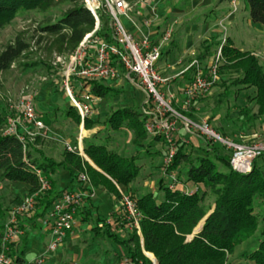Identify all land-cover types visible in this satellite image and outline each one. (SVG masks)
<instances>
[{"label":"trees","instance_id":"trees-1","mask_svg":"<svg viewBox=\"0 0 264 264\" xmlns=\"http://www.w3.org/2000/svg\"><path fill=\"white\" fill-rule=\"evenodd\" d=\"M127 1L134 4L138 0ZM256 2L263 17H259V12L251 4L252 20L264 25V0ZM61 5L66 10L57 20L49 19L39 26L35 46L37 49L44 47L49 56L54 53L70 56L85 36L92 33L97 26L95 18L85 7L84 0H0V30L10 25L23 12H48ZM95 36L110 39L111 30L106 14L100 15ZM220 46L223 53L220 73L236 75L233 78L232 85L236 89L233 93L237 96L243 89L256 90L254 98L245 95L246 101H254L257 108L256 113L245 114L247 121L264 124V65L252 53L235 48L229 38L224 44L218 38L212 42H202L200 61H204L214 48ZM32 49L24 32L0 48V75L10 71L16 64L25 70L36 69L41 65L49 66L43 59L34 60L31 57ZM87 87L95 98L103 99L119 93L118 90L105 87L99 82H86L85 88ZM227 91L230 92L226 89L221 95L220 104L227 101ZM76 97L80 98V94L76 93ZM194 104L187 109L177 110L195 119L191 112ZM4 109L0 102V185L8 188L13 183L26 184L31 188L29 195H34L40 188L36 170H41L51 184V190L38 193L35 209L22 216L32 214L33 218L41 219L53 207L61 192L57 190L50 175L59 168L68 169L71 173L73 170L87 172L95 186H109L122 199L111 181L78 154L66 151L64 160L57 162L48 158L40 148L42 138L38 137L34 142L26 138L25 142H21L16 136L5 135L9 116L5 115ZM66 117H71L76 125L81 124L80 116L73 106L66 109ZM145 120L143 113L126 108L113 112L104 125L114 131L127 129L131 132L132 142L136 147H149V138L163 142L161 137L147 134ZM93 126L94 123L87 119L85 128L90 130ZM216 130L219 131L217 128ZM176 143L177 153L167 170V174L177 175L176 188L170 189L160 181L159 197L152 191L136 197L132 192L127 193L142 214L140 226L146 256L157 264H228L234 248L252 236L259 226L264 225V157L254 163L250 174L242 175L232 170L230 155L221 146L206 144V148L196 154L188 149L185 142L177 140ZM147 151L146 154L150 156H159L157 152L152 153L149 149ZM84 152L100 171L119 186L129 188L140 177L142 168L138 164V158L120 156L118 152L110 150L107 144L84 140ZM259 160H262V166L258 165ZM191 184L196 185V188L187 194L186 187ZM9 196L8 204L16 207L23 200L12 190ZM209 199L213 200V204H207ZM7 200V194H0V222L7 217L10 210ZM205 218L202 230L194 234ZM2 229L3 225L0 223V235ZM99 229H103L107 237L126 246L129 258L134 264H153L142 252L141 239L136 229H131L129 237L124 240L113 234L111 226L105 222L103 228ZM262 234L264 235V228ZM25 249L17 254L8 252L13 264H29L24 258ZM238 264H264V241L255 251L243 254Z\"/></svg>","mask_w":264,"mask_h":264},{"label":"built area","instance_id":"built-area-1","mask_svg":"<svg viewBox=\"0 0 264 264\" xmlns=\"http://www.w3.org/2000/svg\"><path fill=\"white\" fill-rule=\"evenodd\" d=\"M155 0H138L136 3L145 5ZM241 0H230L233 10L219 21V27L224 34L227 33L224 22L231 18L238 10ZM84 5L97 22L96 29L85 36L76 50L70 56H56L54 66L64 65L65 89L81 119V129L93 114V103L97 100L86 82H115L125 80L135 88L143 91L147 97L145 108L144 128L151 137H161L165 146L163 168L167 171L177 153V134L184 129L189 135H194L206 144L218 145L230 155V166L236 173L247 175L253 170L254 163L264 157V139L256 136L249 141L240 136L231 138L217 131L208 120H197L184 115L174 108L176 98L169 91L170 78L164 77L158 69L164 49L170 44L173 31L164 32L161 39L154 43L151 36L142 34L136 38L123 24L121 18L130 20L133 4L127 0H84ZM106 14L109 18L111 30L110 39L96 37L99 17ZM157 18V16L155 17ZM152 22H147L150 26ZM140 29V28H139ZM226 37L223 44L226 41ZM35 44V42H34ZM34 50H37L35 48ZM92 50L93 53H92ZM94 57V60H92ZM223 64L222 46L212 57L208 65L194 61L189 69L193 70V77L183 90V107L189 108L196 100L206 96L220 80V67ZM75 82H78L76 85ZM73 85L81 93L80 98L73 92ZM166 90V91H165ZM9 120L5 128V135L16 136L21 142L28 138L34 142L38 137L47 136V127L35 110L34 95L31 87L25 85L19 91L16 100H8ZM11 115V116H10ZM264 136V134H263ZM240 139V140H238ZM82 132L76 145L66 143L68 152L85 157ZM39 179V192L51 190V184L44 177L41 170H36ZM171 178V181L169 179ZM79 181H88L87 175L81 173ZM178 183L177 175L168 174V187L175 189ZM38 192V193H39ZM188 189L186 193L190 194ZM38 193L27 195L20 205L12 211V219L0 235V264H13L8 256V244L13 242L21 233L16 227L18 216L31 213L35 209ZM89 197L80 191H65L52 207L54 217L51 229L52 240L49 251H55L72 231L79 208ZM123 209L126 224L130 229H136L139 237L143 239L140 222L142 214L136 202L128 195L122 193ZM153 264L155 262L152 260ZM29 264H44L43 259H38ZM121 264H134L130 258L124 259Z\"/></svg>","mask_w":264,"mask_h":264},{"label":"crops","instance_id":"crops-1","mask_svg":"<svg viewBox=\"0 0 264 264\" xmlns=\"http://www.w3.org/2000/svg\"><path fill=\"white\" fill-rule=\"evenodd\" d=\"M224 1L230 2V0H155L153 2H147L145 5L134 3L133 10L130 13L131 19L126 21L127 29L135 35L136 38H140L142 32V34L144 33L150 35L154 43H157L163 36L164 32L169 30L168 28L171 26L181 29L182 34H179L177 37L174 35V39L172 37L170 44L164 49L163 56L158 63V69L161 74L164 77L170 78L168 89L172 94H174L176 98L175 105L178 108H181V110L184 109V87L189 82V74L191 76L190 79L193 77V70L189 69V67L192 62L200 61V46L202 42H212L213 39L218 38L219 31L214 29L212 32V27L216 26V24L219 25V21L225 18L230 12V10L226 12V10L222 9L223 3L215 5L216 2ZM213 6H215V9H212ZM219 13L221 15H219V19H216V16ZM156 16L157 18H155ZM213 18L214 20L216 19L215 24L212 23ZM147 22H152V24L147 26ZM195 27L197 30L193 32ZM257 27L260 28L261 24H258ZM210 31L212 33H210ZM209 33L211 38L207 37ZM198 40L199 43L201 40L202 42L197 49ZM218 41H220L219 38ZM233 45L235 48L239 49L234 42ZM220 47L217 48L219 49ZM217 48L216 50L218 51ZM239 50L243 51L242 49ZM93 51L94 50H92V53ZM188 54L189 57L187 56ZM215 54H212L211 57L209 55L204 61L200 62L203 65H208ZM194 55H197V58L193 57ZM92 58V60H94V57ZM189 60H191V62H188ZM101 85L113 90H117L116 86H130L135 88L125 80L101 82ZM51 91L54 94H58L56 93V88H51ZM39 95L40 94H37L35 96V110L36 104L41 98ZM107 98L103 99L106 100ZM66 102L69 103L68 101ZM66 102H64L62 106L58 105L57 110L47 111L45 114L37 112L36 110L39 117L45 123L48 134L40 148L43 149L44 154L48 158H52L57 162H62L64 160L67 150L64 148L62 151L60 145L57 144L56 141L63 143L64 147L66 143L76 145L80 132L97 133L95 132L96 130L104 129V127L96 125L94 127L95 129L92 128L93 130H88L85 127L82 130L81 124L76 125L71 117H66V110L63 111L64 113H61V108L66 106ZM69 106L71 107L70 104ZM193 107L194 109H192L193 111L191 112L197 118L196 110H198V108H196V103ZM94 119L95 116L90 117V120ZM59 121H61V123H59ZM95 121L98 122V120ZM117 135H122V132H117L116 135L110 134L107 136V140H104L105 138L99 135L85 136L86 138L83 137L82 141L83 149L84 140H90L96 144L114 145L117 142ZM195 137L196 136L194 135L186 133L184 129H180L177 134V140L183 141L187 145L196 143L193 139ZM198 140L199 143L204 142L201 139ZM147 144L150 147L154 146L156 143L152 138H149ZM151 148L154 149V147ZM147 150L148 147H136L134 156L138 158V160L140 159L139 157L141 154L143 156H147L144 158H151L152 155L150 156L149 154H146V152H148ZM128 153L129 152H126V148L118 152L120 156H125ZM196 153L199 154L200 152ZM82 158L87 161L92 168L110 180L121 196L122 193L127 194L132 192L136 197L147 191L154 192L156 197H159L161 194L159 192V183L161 179H159V182L154 183L147 180L143 181L141 180L142 176H140L138 180L129 188L119 186L110 177L100 171V169H98L86 155ZM141 160L142 159L138 161L140 166L142 165L140 164ZM141 168V174H146L147 170H149V174L152 176L154 173L159 171V169L151 170L150 168L144 171L145 167L142 166ZM83 173L86 174L88 178V181L85 183H81L79 181V175L81 173L75 170L71 173L68 169L59 168L56 173L50 175V178L54 181L57 190L61 192L60 196L63 192L68 190L80 191L89 195L79 208L74 227L72 231L68 233L64 242L55 251H49V244L52 240L51 229L54 222L51 208L41 219L33 218L32 214L29 216L21 215L17 217L16 227L21 233L13 242L8 244L9 252L17 254L22 249L26 248L24 258L28 263H32L38 259H43L44 264H121L124 259L129 258L126 246L107 237L103 232V229H99L103 228L105 222L111 226V232L120 240H124L129 237L131 229L126 225V216L122 206L123 203L121 197L117 195L113 189H110L109 186H95L89 174L87 172ZM139 180H141L140 184ZM193 186L196 188V185ZM0 187L2 188V185H0ZM10 188L17 196L21 195L22 199L29 195L31 189L30 186L22 183H13ZM186 189L192 191L189 189V186H187ZM6 218L9 217L7 216ZM5 219L0 222L1 225H3L2 233L4 232L6 225L11 221L12 216L9 220L5 221ZM141 249L144 256H146L143 239H141Z\"/></svg>","mask_w":264,"mask_h":264},{"label":"rangeland","instance_id":"rangeland-1","mask_svg":"<svg viewBox=\"0 0 264 264\" xmlns=\"http://www.w3.org/2000/svg\"><path fill=\"white\" fill-rule=\"evenodd\" d=\"M219 3H223L222 9L226 10V12L228 10H233L230 2L228 1L216 2L215 5H218ZM251 4H254V8H256V10L259 12V17L262 18V11L256 0H242V2L240 1L238 10L234 13V16L224 22L225 28H227L226 35L217 24L216 26L212 27V32L214 29L218 30V38L222 43L225 37L231 39L239 49H242L244 52L252 53L254 57L259 60L260 64L264 65V25L261 24V27L258 28V24L253 22L250 9ZM212 9H215V6H213ZM64 10H66V7L61 5L48 12H23L19 14L18 17L10 25L0 30V48H3L8 43L12 42L18 34L24 32L27 36L28 42L32 45L33 48V51H31L33 55H31V57H33L34 60L43 59L49 64V66L41 65L36 69L27 70L20 67L19 64H16L10 71L0 75V102L4 105L5 109L3 111L5 112V115L9 116L7 107L8 100H16L19 91L25 85H29L31 87L34 95V101H36L35 96L37 94H40L39 97L41 98L36 104L37 112L45 114L47 111L57 110L58 105L62 106V104L66 101H68L69 103L66 102V106L64 108H61V113H64L63 111L70 107L69 104L72 106V102L65 89L64 74L66 68L62 64H59L58 67L53 65V63L56 61L55 55L57 57L60 55L54 53L52 56H49L44 47L34 50L35 48H37L34 42L38 36L39 26L43 25L49 19H51L52 21L57 20ZM219 15L221 14L219 13L216 16V19H219ZM121 20L126 27V21L128 19L121 18ZM212 20V23L215 24L216 22L214 18ZM170 28L173 31V39L174 35H176L177 37L179 34H182L181 29H177L172 26ZM196 30L197 29L195 27L193 29V32H195ZM212 32L210 31V33ZM210 33L207 35L208 38H211L209 36ZM201 42L202 40L200 41V43ZM200 43L198 40L197 49L199 48ZM216 48L212 51L210 57L212 56V54L216 53ZM187 56L189 57V54ZM193 57L197 58V55H194ZM191 60H189L188 62H191ZM190 78L191 76L189 74V82L191 80ZM233 78H236L235 74L231 75L229 73H220V80L215 85V87L206 96L196 101V108H198V110H196L197 118L195 116L194 118L198 120H208L209 122H211V125L219 129L221 133L234 139L239 138L240 136L246 138L247 141L256 138V136L260 139H264L263 122H248L246 118L247 116L245 115L246 113L252 115L257 112L255 102L251 101L250 103H248L245 99V95L254 98L256 95V90L254 88L243 89L242 93L236 96L233 93V91L236 90L232 85L234 81ZM54 80L56 81L54 82ZM75 84L77 85L78 82H75ZM51 88H56V93L58 94H54L51 91ZM116 88L117 90H119V94L109 97L106 100L97 98L98 100L93 103L94 111L92 116H95V119L91 120V123H94L93 128L96 125H100L101 127H104V129L96 130L95 132L97 133L83 132L82 135L83 137L88 135H99L104 137V140H107V136H109L110 134L116 135L117 132H122V135L116 136V144H107L108 148L114 152H119L122 151V149L126 148V152L129 153L125 156L135 157L134 155L136 152V146L132 142L133 136L131 132H129L125 128L114 132V130H112L111 128H107V126L104 125V122L112 115L113 112L118 109L131 108L135 111L142 112L145 108L144 106L146 104L147 97L143 91L132 88L130 86H116ZM226 89L230 90V92L227 91L229 96L227 97V101L225 100L223 104H220L219 99L221 95L224 94ZM73 92L79 93L78 88L74 86ZM79 94L81 96V93ZM173 106L175 109L181 110V108H178L175 103ZM95 120H98V122ZM59 123H61V121H59ZM80 134L81 132L79 133V135ZM193 139L196 141V143L188 144V149L190 151L196 153L201 152L206 148L205 142L199 143V137L196 136ZM44 140L45 138L42 139V145ZM153 141H155L156 144L154 146L148 147V149L152 153H159V156L157 154H153L151 158H144L147 156H143L141 154L139 157L140 159H142L140 164H142L141 167H145L144 171L149 168L151 170L159 169V171H156L157 173H154L152 176L149 174V170H147L146 174H140V176H142L141 180H147L149 182L156 183L159 182V179H161V181H163V184L165 186H168V174L167 171L163 168V157L165 155L166 149L162 141H156L154 139ZM56 143L60 145V148L63 151L65 148L63 143H59L57 141ZM151 147H154V149ZM258 165H263L262 160L258 161ZM141 180H139V184L141 183ZM169 181H171V178L169 179ZM189 189L194 191L195 188L191 184L189 185ZM10 190V187L2 189L0 187V194H7V204L10 201L11 197L9 196ZM207 204H213V200L209 199L207 201ZM8 205L10 207L9 212H7V216L9 218H6L5 221L11 218L12 211L16 208V206H13L11 204ZM263 228L264 225L259 226L257 231L252 236H250L246 241L234 248L232 255L229 257L228 264H238L239 258L243 254L251 253L259 248L260 244L264 241V235L262 234Z\"/></svg>","mask_w":264,"mask_h":264},{"label":"water","instance_id":"water-1","mask_svg":"<svg viewBox=\"0 0 264 264\" xmlns=\"http://www.w3.org/2000/svg\"><path fill=\"white\" fill-rule=\"evenodd\" d=\"M206 220V218L203 220V222L200 223V225L195 229L194 234L199 233L202 230L204 221Z\"/></svg>","mask_w":264,"mask_h":264},{"label":"bare ground","instance_id":"bare-ground-1","mask_svg":"<svg viewBox=\"0 0 264 264\" xmlns=\"http://www.w3.org/2000/svg\"><path fill=\"white\" fill-rule=\"evenodd\" d=\"M155 264H157V262H155Z\"/></svg>","mask_w":264,"mask_h":264}]
</instances>
